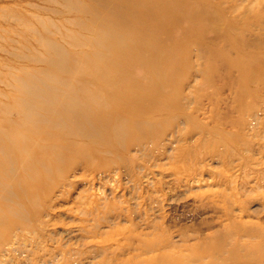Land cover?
<instances>
[{"label": "rangeland", "instance_id": "374dc122", "mask_svg": "<svg viewBox=\"0 0 264 264\" xmlns=\"http://www.w3.org/2000/svg\"><path fill=\"white\" fill-rule=\"evenodd\" d=\"M75 1L79 7L71 13L63 12L62 5L56 7L47 31L36 23V18L47 17L41 8L15 14L26 40L11 47L2 44L15 54L1 59L0 53V80L32 78L60 90L52 77L75 86L80 96L86 93L80 87L87 83L103 93L129 86V78L119 76L116 68L123 59L130 77L147 86L148 102L171 109L154 114L160 128L126 150L111 138L98 144L69 137L74 155H67L61 167L65 179L54 178L36 193L28 192L22 201L27 215L17 192H0V211L5 215L0 218V264H140L153 254L166 255L169 264H255V257L264 264V74H250L246 81L250 91L238 99L237 80L230 85L233 79L223 83L212 77L215 63L205 62L193 43L179 51L187 65L183 74L170 72V60L143 71V59L135 63L130 56L123 58L122 51L138 48L136 52L142 53L147 45L153 48L149 57L157 58L158 47L146 31L126 48L116 38L107 51L94 55L99 35L104 34L96 31L113 30L115 22L104 21L105 0ZM205 1L216 3L235 23H246L245 35L253 46L264 45V23H256L264 13V0ZM6 7L0 0V10ZM117 14L109 5L106 15L114 19ZM74 19L94 30L92 46L87 47L89 32L76 27ZM144 24L134 19L126 34ZM34 37L44 40L48 49L55 45V52L45 55L34 45ZM227 40L221 33L212 41L216 54L231 64L236 56L226 50ZM91 59L104 69L96 80L85 71ZM234 66L231 76L236 78ZM160 76L164 82L156 80ZM79 151L92 159L76 156ZM18 169L22 178L20 164ZM243 223L255 229L241 228ZM151 242L159 246H145Z\"/></svg>", "mask_w": 264, "mask_h": 264}, {"label": "bare ground", "instance_id": "6f19581e", "mask_svg": "<svg viewBox=\"0 0 264 264\" xmlns=\"http://www.w3.org/2000/svg\"><path fill=\"white\" fill-rule=\"evenodd\" d=\"M32 1L4 0L7 7L0 10V53H3L1 59H11L15 54L13 50L2 47V44H11V47L26 40L18 28L20 20L15 14H26L28 7L31 10L41 8L48 19L45 16L46 18L41 17L39 21L38 17L36 23L39 22L40 26L42 25L47 31L46 27L53 26V13L58 5L63 6L61 10L65 13H71L79 7L75 0ZM146 1L105 0V13L101 10V14L104 15L105 22L114 21L115 26L113 30L103 27L96 31V33L104 34L99 35L101 40L95 45L94 55L98 56L107 51L116 38H119L122 49L126 48L138 42L142 33L146 31L151 33L153 43L158 47L154 48L155 51L159 50L157 58L149 57L154 54L149 53L153 51V48L148 49L147 45L142 53L136 52L138 48L122 51L123 58L130 56L135 63L143 59L145 65H140L143 71L158 67L164 60H170V72L183 74L187 65L183 61L185 56L179 51L185 44L193 43L197 53L198 50L202 53L205 62L215 63L217 70L225 69L222 71L223 74L220 73V77L219 71H212V75H215L212 77L219 78L223 83L233 79L228 83L230 85L234 84V79L237 80L236 84L240 86L234 88V93L238 99L250 91L249 86L246 85L250 74H256L258 77L264 74V45L253 46L251 40L245 35L248 31L247 24L235 23L216 3L210 4L205 0H192L191 4L189 0ZM108 3L118 11L114 19L106 15L109 10ZM134 19L141 24L145 23L144 27L139 30L136 28V31L126 34V29ZM196 20H200V24ZM74 21L76 27L89 32L87 47L92 46L94 42L90 34L94 30L82 19H74ZM41 22H44L45 26ZM256 23L258 25L264 23V13L258 15ZM221 33L228 38L226 50H232L231 52H234L236 56L232 62L238 72L236 78L231 76L232 63L220 58L214 49L212 40ZM34 41V45L40 46L45 55L55 52V45H49L48 49L44 40L34 37ZM46 43L48 44L47 41ZM17 53L20 57L21 52ZM5 54L7 57H4ZM122 60L117 61L116 68H120L119 76L129 78L127 83L129 86L123 84L103 93L91 86V83H87L80 87L81 91L86 92L80 96L75 86L72 87L66 82H61L59 78L52 77H50L51 81L61 85L60 90H54L42 84V81L32 78L10 77L5 82L0 80V192H17L22 203L23 215H27V211L22 201L27 198L28 192L36 193L38 187L54 178L65 179V173L61 167L67 155L69 158L74 155L68 145L69 137L77 135L98 144H107L108 139L111 138L116 141L121 150H126L129 145L149 134H154L153 132L160 128L161 122L155 120L154 114L168 112L171 108L153 107L145 97L147 86L130 77V70H126ZM98 66L100 65L96 66L92 59L85 65V71L95 75V80L104 71ZM43 74L47 75V72L44 71ZM165 79L160 76L156 80L164 82ZM99 80L102 82V78ZM103 86L107 88V84ZM157 86L155 84L151 88ZM75 155L92 159L91 154L84 151H79ZM18 164L21 165L22 174H24L22 178L18 175ZM4 216L0 211V218ZM243 224L245 227L241 228H254V225ZM145 246L154 248L159 244L151 242ZM151 251L155 250L151 249ZM152 252L147 251V254ZM166 257L163 254H153L139 263L169 264ZM247 259L252 258L248 256ZM252 260L255 264H262V261L256 257Z\"/></svg>", "mask_w": 264, "mask_h": 264}]
</instances>
